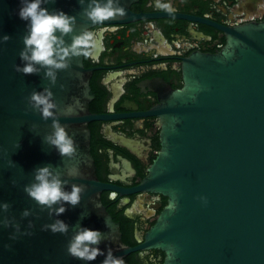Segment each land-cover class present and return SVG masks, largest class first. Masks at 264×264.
Segmentation results:
<instances>
[{"label":"water","instance_id":"95a60500","mask_svg":"<svg viewBox=\"0 0 264 264\" xmlns=\"http://www.w3.org/2000/svg\"><path fill=\"white\" fill-rule=\"evenodd\" d=\"M137 1L120 0L124 17L94 25L82 12L87 0L83 6L48 0L42 7L76 16L74 31L63 37L70 45L92 26L133 20L130 6ZM19 6L20 0H0V37H11L0 40V145L16 163L9 167V157H0V204L9 205L0 209V264H102L104 256L86 262L68 255L67 245L82 226L99 229L97 247L105 254L110 248L116 257L157 250L164 255L161 264H264V20L228 29L225 46L214 55H192L183 65L182 88L162 99L160 154L134 191L161 195L167 203L141 243L131 247L101 201V193L112 188L98 180L90 152L88 124L103 118L88 109L94 96L83 56L56 70L55 83L39 65L32 75L17 72L25 63L20 53L27 34ZM44 89L56 104L47 119L31 102L32 93ZM53 120L75 141L71 158L44 143ZM15 140L21 146L12 151ZM43 165H51L65 191L83 186L78 205L60 202L49 209L28 196L24 189L36 183L34 170ZM62 204L67 211L57 216ZM58 219L68 224L67 233L46 230Z\"/></svg>","mask_w":264,"mask_h":264},{"label":"flooded vegetation","instance_id":"af4514ba","mask_svg":"<svg viewBox=\"0 0 264 264\" xmlns=\"http://www.w3.org/2000/svg\"><path fill=\"white\" fill-rule=\"evenodd\" d=\"M239 2L172 0L176 11L170 15L157 10L154 0H138L130 6L133 20L87 29L95 34L91 55L83 56L94 96L88 109L103 118L88 124L90 152L98 180L112 188L101 193L102 204L131 247L141 243L167 203L161 195L134 191L161 149L157 109L168 92L182 88L187 59L218 53L228 29L264 20L248 16L257 0L237 9ZM163 259L157 250L135 255L137 264Z\"/></svg>","mask_w":264,"mask_h":264},{"label":"clouds","instance_id":"9594fccd","mask_svg":"<svg viewBox=\"0 0 264 264\" xmlns=\"http://www.w3.org/2000/svg\"><path fill=\"white\" fill-rule=\"evenodd\" d=\"M48 0H20V6L17 11L18 18L25 22L27 34L23 37L25 50L20 53L21 59L25 61L23 66L17 65L15 70L22 75H32L38 73L37 65L46 68L45 75L51 79L53 83L56 81V70L68 67V59L70 57L90 56L91 48L94 46L95 34L90 31H84L80 35L73 36L70 45L65 44L63 37L74 31L77 18L70 15L62 9L49 11L47 7H42ZM250 0H240L237 9L244 8ZM83 6L85 0H78ZM154 7L162 12L174 14L176 9L173 7L172 0H154ZM256 11L248 15L254 18L257 15L264 16V0H257L255 3ZM83 15L88 18L91 23L98 24L114 19L115 17H124L126 15L125 7L120 5V0H87V6L82 7ZM246 13V12H241ZM59 33L60 35H57ZM11 37L3 35L0 40L7 42ZM53 93L49 89L43 92H33L31 102L33 107L38 108L43 119L54 116L53 109L56 104L52 99ZM79 103V101H76ZM72 109H68V113ZM53 129L51 135L44 137V143L54 147L60 156L71 158L76 153V145L73 138L68 134L66 128L59 121L53 120ZM20 140L12 142V151L20 148ZM160 154V153H159ZM158 154V155H159ZM8 156L9 167H16V163L11 159V153L0 145V157ZM34 180L30 186L25 187V192L29 197L34 199L38 204L52 209L53 205L64 202L67 205L75 207L81 202V193L84 190L81 185H72L71 191H65L63 188L64 181L58 174H54L51 165H43L35 168ZM78 174L76 171L70 173ZM116 193H112V199H115ZM7 203L0 204V209L7 210ZM176 203L170 202L169 209L175 211ZM67 211L62 204L55 209L57 216ZM133 209H128L125 215L131 216ZM24 215H28L27 212ZM107 226V221H105ZM46 230H50L52 234H65L68 232L69 226L63 220H56L54 223L45 226ZM103 238V233L99 229H91L82 226L77 230L76 234L71 238L67 245V253L71 257L82 261H95L99 256H104L102 264H125L124 258L113 255L109 248L105 251L97 247ZM5 247H8L7 245Z\"/></svg>","mask_w":264,"mask_h":264},{"label":"trees","instance_id":"16d2710c","mask_svg":"<svg viewBox=\"0 0 264 264\" xmlns=\"http://www.w3.org/2000/svg\"><path fill=\"white\" fill-rule=\"evenodd\" d=\"M115 220V219H114ZM123 242L127 246H132L126 239L125 236H123ZM136 253L130 254L127 257L124 258L125 264H137L135 260Z\"/></svg>","mask_w":264,"mask_h":264}]
</instances>
